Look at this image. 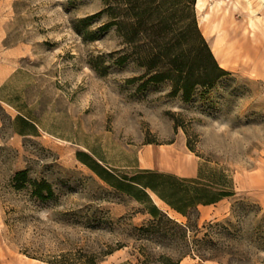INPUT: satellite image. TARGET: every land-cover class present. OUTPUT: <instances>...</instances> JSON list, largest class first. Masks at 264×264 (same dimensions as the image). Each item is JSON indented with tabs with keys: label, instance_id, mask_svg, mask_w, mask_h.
I'll return each mask as SVG.
<instances>
[{
	"label": "rangeland",
	"instance_id": "374dc122",
	"mask_svg": "<svg viewBox=\"0 0 264 264\" xmlns=\"http://www.w3.org/2000/svg\"><path fill=\"white\" fill-rule=\"evenodd\" d=\"M182 1L146 3L132 35L134 0H0V241L50 264H264V2ZM193 17L224 74L185 97L155 53L191 55ZM144 169L233 194L188 218L129 185Z\"/></svg>",
	"mask_w": 264,
	"mask_h": 264
},
{
	"label": "trees",
	"instance_id": "16d2710c",
	"mask_svg": "<svg viewBox=\"0 0 264 264\" xmlns=\"http://www.w3.org/2000/svg\"><path fill=\"white\" fill-rule=\"evenodd\" d=\"M135 3L140 0H134ZM152 0H141L140 5H134L130 9L126 10L125 15H128L133 19V23L137 24L134 30H131L130 33L134 35L138 26L147 19L150 11L148 7L144 5L149 3ZM186 3L193 4L195 0H183ZM182 1V2H183ZM117 13V12H116ZM165 16H162L164 19ZM161 24V21H158L157 27ZM164 29V26L161 27ZM160 32V30H159ZM181 43L189 44L188 51L191 55H186L185 50H181L179 54H175L172 58V45L165 43L162 48L155 53L157 57L161 58L162 64L160 65L161 75H165L166 78L171 80L173 91L179 92L186 97L188 96L195 86H209L212 82L221 74H224V70L220 68L216 62L208 44L201 35V32L197 28L195 18L191 19V22L186 26L184 31L180 32ZM164 36V34H163ZM155 66L154 57H150L148 62V67ZM25 171H19L17 173L18 177H24ZM105 179H107L104 176ZM125 179V177H123ZM198 177L196 178H178L171 174L160 173L150 169H144L140 171V175L130 176L129 185L133 186L134 184L140 187V191L145 195L147 201H150L148 191L155 194L161 201L166 203L170 209L173 211L185 215L188 217L189 208H197L199 204H209L218 201L220 198L233 194L232 191L222 190L220 192L211 191V196L209 198H202L204 189L201 188V183L198 182ZM180 182L192 183L193 185H188V191L180 194L178 185ZM123 184L122 180H116L115 186L121 188ZM214 184V183H213ZM134 185V186H135ZM203 187V186H202ZM48 192L49 186H47ZM36 194L39 195V191L36 190ZM152 210H155V207L152 206ZM166 217L165 213H162ZM169 221L173 222L179 227L178 237L179 240L184 244L188 245L189 234H188V224H179L174 220L166 217ZM189 218V217H188ZM191 248L184 247L182 250V256L189 254ZM200 258H206L204 254L198 253Z\"/></svg>",
	"mask_w": 264,
	"mask_h": 264
},
{
	"label": "crops",
	"instance_id": "0c3cea01",
	"mask_svg": "<svg viewBox=\"0 0 264 264\" xmlns=\"http://www.w3.org/2000/svg\"><path fill=\"white\" fill-rule=\"evenodd\" d=\"M196 168H191L185 175L193 176ZM0 264H50L36 258L22 256L4 242L0 241Z\"/></svg>",
	"mask_w": 264,
	"mask_h": 264
},
{
	"label": "bare ground",
	"instance_id": "6f19581e",
	"mask_svg": "<svg viewBox=\"0 0 264 264\" xmlns=\"http://www.w3.org/2000/svg\"><path fill=\"white\" fill-rule=\"evenodd\" d=\"M262 2H264V0H262ZM196 4L198 5V4H200V0H197L196 1ZM264 4V3H263Z\"/></svg>",
	"mask_w": 264,
	"mask_h": 264
}]
</instances>
